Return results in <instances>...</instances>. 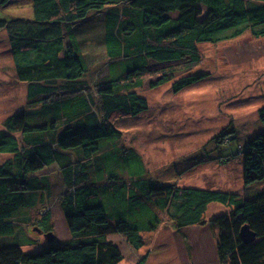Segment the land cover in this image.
Listing matches in <instances>:
<instances>
[{
    "label": "trees",
    "instance_id": "1",
    "mask_svg": "<svg viewBox=\"0 0 264 264\" xmlns=\"http://www.w3.org/2000/svg\"><path fill=\"white\" fill-rule=\"evenodd\" d=\"M4 8L0 1V33L27 93L26 108L0 129V154L10 156L0 166V264H120L123 255L110 236L120 235L138 250L142 233L154 230L162 213L179 231L203 223L210 202L233 207L204 223L219 232L218 263L264 264V191L244 200L161 184L134 149L120 145L112 122L147 111L138 89L150 65L185 61L189 70L201 63L199 45L245 31L264 38V0H30L28 18L8 17ZM97 58L105 66L97 68ZM103 69L107 75L97 74L90 87L87 78ZM154 72L155 85L173 80L165 70ZM207 76L187 73L173 81L172 91ZM259 120L262 131L232 154L243 156L246 186L264 182V108ZM225 134L214 143L235 141ZM51 166L65 189L60 206L70 239L24 252L32 218L37 233L52 231L50 213L37 209L49 194V178L40 172ZM243 226L255 234L254 242L242 243Z\"/></svg>",
    "mask_w": 264,
    "mask_h": 264
},
{
    "label": "rangeland",
    "instance_id": "2",
    "mask_svg": "<svg viewBox=\"0 0 264 264\" xmlns=\"http://www.w3.org/2000/svg\"><path fill=\"white\" fill-rule=\"evenodd\" d=\"M0 1L5 6L1 11L8 17L31 15L30 0ZM198 48L199 66L187 70L185 61L153 64L140 74L142 85L138 94L146 99L148 109L133 118L115 116L112 119L121 134L120 145L134 149L147 174L161 184L227 192L244 200L254 198L264 191V182L246 186L243 156L232 158V154L263 128L259 111L264 108V38H253L245 31L238 37L217 44H202ZM101 61L97 58V68L105 66ZM159 70L167 71L173 80L155 85L158 75L154 71ZM187 73L208 76L173 93V81ZM97 74L107 75L105 69L93 72L87 78L90 87ZM26 93V84L14 73L5 34L0 33V129L10 115L26 108ZM221 133H226V138L231 135L229 139L235 141L216 145L213 138ZM9 159V155L0 154V166ZM40 174L49 178V194L37 209H44L41 214L50 213L53 241H67L70 236L60 206V196L65 189L58 169L51 166ZM40 199L37 197L38 202ZM232 209L229 205L210 202L201 216L203 223L179 231H173L168 217L158 213L161 222L151 232L142 233L144 245L138 250L120 235L108 239L123 255L120 264H138L141 260L144 264H219L216 255L219 232L204 223ZM36 224L35 217L25 225L28 231L24 234L25 244L21 246L24 252L43 250L48 243L45 235L34 229Z\"/></svg>",
    "mask_w": 264,
    "mask_h": 264
},
{
    "label": "water",
    "instance_id": "3",
    "mask_svg": "<svg viewBox=\"0 0 264 264\" xmlns=\"http://www.w3.org/2000/svg\"><path fill=\"white\" fill-rule=\"evenodd\" d=\"M239 236H240L242 243L246 245L254 242L255 240V234L249 230L248 226L242 227V229L240 230ZM45 238L47 239L48 243H52L54 240V235L52 233H47L45 235Z\"/></svg>",
    "mask_w": 264,
    "mask_h": 264
}]
</instances>
